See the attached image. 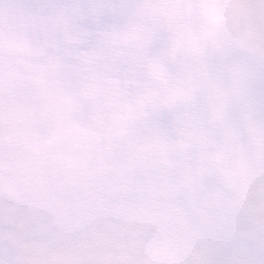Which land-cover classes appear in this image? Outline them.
<instances>
[{"label": "snow or ice", "instance_id": "1", "mask_svg": "<svg viewBox=\"0 0 264 264\" xmlns=\"http://www.w3.org/2000/svg\"><path fill=\"white\" fill-rule=\"evenodd\" d=\"M0 264H264V0H0Z\"/></svg>", "mask_w": 264, "mask_h": 264}]
</instances>
